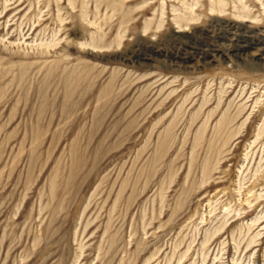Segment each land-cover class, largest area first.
I'll return each mask as SVG.
<instances>
[{"label": "rangeland", "instance_id": "374dc122", "mask_svg": "<svg viewBox=\"0 0 264 264\" xmlns=\"http://www.w3.org/2000/svg\"><path fill=\"white\" fill-rule=\"evenodd\" d=\"M240 1L0 0V264H178L193 240L180 264H264V0Z\"/></svg>", "mask_w": 264, "mask_h": 264}, {"label": "bare ground", "instance_id": "6f19581e", "mask_svg": "<svg viewBox=\"0 0 264 264\" xmlns=\"http://www.w3.org/2000/svg\"><path fill=\"white\" fill-rule=\"evenodd\" d=\"M69 1H70L71 4H73V0H69ZM195 1H197V0H195ZM259 1H261V0H259ZM240 3H241V6L240 7H234L237 10L236 13L234 14V17H236L237 19H240V20L252 19L250 8L244 3L243 0H241ZM262 5H264L263 2H262ZM194 6H196V4H190V5H188L187 12L185 14H182V15L179 14V15H176L174 17V21L178 25V30H177L178 32H182L183 29L185 27H188L191 22L197 20V17L194 16V13H195L194 12ZM60 11H61V9L59 7V12ZM210 11L212 13H216V14H225L226 11H227V3L225 2V0H211V8H210ZM41 14H42V11L38 15V21H40V19H41ZM59 18H60L61 22L63 23L64 22V19L60 15H59ZM225 126L226 125H225V121H224L221 124V128L224 130ZM263 133H264V129L258 133V136L257 137L260 138V136ZM209 179H210V176H209ZM258 196L259 197L256 200H259V199H261V198L264 197L263 193H260ZM249 204L252 205L251 202ZM209 206H210V208H209L210 209L209 214L215 213L217 211V209H218L217 206H216V203H214L213 201L209 203ZM225 210L226 211H225V214H224V221H222L223 222L222 225L220 227L218 226V228L215 229V232H212L211 231L212 233H210V231H207L206 236H205V239L202 242L203 263H205V261H206V259L208 257L207 251L209 250L208 249V246H209L210 242L213 240L214 237H216L218 234H220L223 231V229L229 224V222L231 220V219H229L230 216H231V214H232L230 208L227 207ZM240 215H242V213L241 212H237L234 215L233 218H236L238 216L240 217ZM204 218L205 217H203L201 219V222H204V220H205ZM263 219H264V216H262V215H259L258 217H256L252 221L251 225H249V227H248L249 231H251L256 225H258ZM233 222H234V220H233ZM260 236H261V232L256 233V235L253 236L251 238V240L248 242L247 249H249L253 245L257 244L258 243V238H260ZM234 241H236V239H234ZM239 241L241 242L240 239H239ZM240 242H237L236 241V250H237V252L240 249V245H241ZM193 243H195V240H193L191 242V244L189 245L187 251L184 254L181 255L178 264H180L181 261H182V259L187 256L188 252L190 251L191 247L193 246L192 245ZM224 246H225V242L222 243V249H221L222 252L224 251ZM178 247L179 246H177V248ZM217 258H218V256L215 257V259H217Z\"/></svg>", "mask_w": 264, "mask_h": 264}]
</instances>
